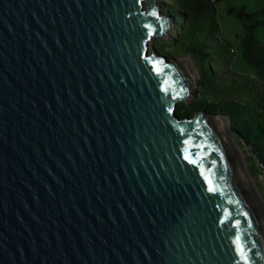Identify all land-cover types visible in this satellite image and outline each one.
<instances>
[{"label":"water","instance_id":"obj_1","mask_svg":"<svg viewBox=\"0 0 264 264\" xmlns=\"http://www.w3.org/2000/svg\"><path fill=\"white\" fill-rule=\"evenodd\" d=\"M169 20L157 0H0V264H264L227 121L176 113L197 77L152 44Z\"/></svg>","mask_w":264,"mask_h":264},{"label":"trees","instance_id":"obj_2","mask_svg":"<svg viewBox=\"0 0 264 264\" xmlns=\"http://www.w3.org/2000/svg\"><path fill=\"white\" fill-rule=\"evenodd\" d=\"M222 1L162 0L163 14L172 24L166 44L171 51L157 52L168 59L187 55L193 61L196 89L189 104L177 105V115L204 111L226 117L233 138L247 149V171L264 196V45L256 38L264 30V8L251 14L243 6L227 10L243 27L242 58L253 68L247 76L233 69L234 50L219 32L216 5Z\"/></svg>","mask_w":264,"mask_h":264},{"label":"rangeland","instance_id":"obj_3","mask_svg":"<svg viewBox=\"0 0 264 264\" xmlns=\"http://www.w3.org/2000/svg\"><path fill=\"white\" fill-rule=\"evenodd\" d=\"M161 3H162V0H157V5L159 6L161 13L163 14L164 13L163 8L160 6ZM241 6L246 8V12L248 14H251V13L256 12L259 9L264 8V0H223L222 2H220L216 5V21L218 23L219 32H220L221 36L224 39H226L232 45V48L234 50V53L232 55V59H233L232 67H233V69L238 71L239 73H241L243 75L249 76V75L253 74V68L251 66L247 65L243 61V58H242L241 38L243 36V27L237 18H235V17H233L227 13V10L229 7H241ZM165 16L168 19V16L167 15H165ZM169 21L171 23V20H169ZM171 32H172V30H170L169 32H166L165 39L155 38L152 41V44H153L154 48L156 49V51L164 52L166 50H169L168 47H166V44H167V41L169 40V34ZM256 38H257L258 42H260L261 44L264 45V30H258L256 33ZM169 51H171V50H169ZM184 56H187V55H183L180 58L183 59ZM191 63H192L193 69L195 71L197 80H198V73H197L196 66L192 60H191ZM197 80L191 84L190 92H189L187 98L182 103L189 104L191 102V100L193 99V92L196 89ZM220 118H222V117H220ZM228 129H229V126H228ZM229 132L231 133L230 129H229ZM232 140H233L234 145L241 152L240 153L241 154L240 159H241L245 169L247 170V165H246L247 149L244 146L240 145V143H238L233 138V133H232ZM251 179L253 180L254 189H255V191L258 195V198L262 204V207L264 209V196H263L262 192L256 186L255 180L252 177H251Z\"/></svg>","mask_w":264,"mask_h":264},{"label":"bare ground","instance_id":"obj_4","mask_svg":"<svg viewBox=\"0 0 264 264\" xmlns=\"http://www.w3.org/2000/svg\"><path fill=\"white\" fill-rule=\"evenodd\" d=\"M164 15V14H163ZM166 17V16H165ZM194 83V82H193ZM221 117V116H220ZM222 119H224V117H222ZM224 120H226L227 121V119H224ZM228 122V121H227ZM235 146V145H234ZM235 148H236V150H237V152H238V154H239V157L241 158V152L238 150V148L235 146Z\"/></svg>","mask_w":264,"mask_h":264}]
</instances>
